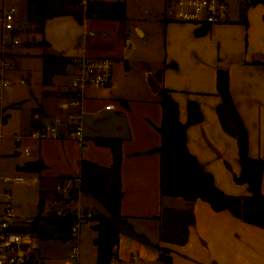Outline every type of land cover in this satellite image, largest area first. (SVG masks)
Wrapping results in <instances>:
<instances>
[{
	"label": "crops",
	"instance_id": "crops-1",
	"mask_svg": "<svg viewBox=\"0 0 264 264\" xmlns=\"http://www.w3.org/2000/svg\"><path fill=\"white\" fill-rule=\"evenodd\" d=\"M14 1L18 6L17 0ZM114 1L118 0H88L94 6ZM124 1L127 10V1ZM234 1L239 5L232 7L233 0H230V20L211 25L210 30L203 35L195 34L198 27L196 24L176 20L169 10L164 18L166 47L162 63L158 66L149 60L143 62V75L135 82L125 78L126 67L129 65V54L125 48H129L132 41L127 46V37L122 38L123 47L121 45L119 48L118 44L107 42V32L102 37L98 36L96 41L91 37L97 36L94 31L96 28L107 27L113 22L117 24L122 20L102 17L97 13L84 16L82 20L73 13L63 15H72L78 19L83 27L84 46L69 50L62 47L56 54L109 56L113 59L112 81L108 86L89 85L85 88L81 104L84 141L81 143L66 136L69 131V114L78 111L77 106L70 104L76 93L73 85L76 66L72 62L64 67L63 72L53 73L49 83L44 82L42 70L40 81L35 83V87L38 83L41 87L37 90L31 88L24 98L25 102L17 100L15 93L8 89L11 81L7 71L13 65L5 69L9 84L4 85L0 81V117L4 121L3 135L0 136V211L6 199L4 191H11V182H16L4 181V176L25 174L26 181L16 183H40L45 189L52 184L50 181H55L56 185L70 183L73 188H78L82 159L103 166H110L113 162L111 147L97 143L95 137L119 136L122 138L123 154L121 212L132 228L149 241L135 236L131 230L123 231L121 228L117 245L121 264H130L134 254L138 255L135 261L137 264H158L164 259L160 247L168 249L166 254L170 255V260H164L172 264H264V227L245 221L228 209L215 210L201 198L188 200L181 196H163L160 191L161 164L157 147L161 143L158 127L162 122V105L159 90L164 86L172 90L178 101L179 115L183 122L188 116V100L193 98L199 102L204 117L200 122L188 126L187 143L204 167L214 174L216 184L227 193H249L246 183L234 179V175L241 169L237 139L223 128L216 111L221 100L217 92V71L220 67L229 70L230 89L248 128L249 153L253 157L264 158V3L251 4L244 12L249 0ZM166 2L171 9L170 2ZM257 8L261 12L257 13ZM54 17L49 18L45 25L44 36L50 42L49 45L52 40L45 32L47 24ZM17 26L21 37L19 6ZM120 26L123 27L121 33L125 35L126 25L121 23ZM136 29L141 36H146L144 29L138 25ZM0 34L1 70L4 66V52L13 44L3 43L1 27ZM172 62L176 65H168L161 81L158 80L156 72L164 63ZM69 72L73 75L72 80L69 79ZM150 73L160 83L157 91H153L148 83ZM122 78L124 82H121ZM26 82L24 78L20 80V83ZM108 103L113 106L106 108ZM57 121L64 134L62 137L32 138L27 135L30 129L36 128L34 126ZM20 134L36 141H32L33 148L28 142L29 153L17 147V143L21 142V138L17 139ZM38 160L43 163L41 169L25 167L27 163ZM35 177H38L37 181ZM262 191L264 193V174ZM83 192L79 190L75 199L66 202L68 195H61L55 186V191L48 193L53 202L49 205L56 207V203L62 202L72 210L94 212L88 206H82ZM164 208L188 211L191 214L192 223L188 226L185 242L176 240L172 234L163 237L166 226L162 216ZM174 251H178L179 255Z\"/></svg>",
	"mask_w": 264,
	"mask_h": 264
},
{
	"label": "trees",
	"instance_id": "trees-1",
	"mask_svg": "<svg viewBox=\"0 0 264 264\" xmlns=\"http://www.w3.org/2000/svg\"><path fill=\"white\" fill-rule=\"evenodd\" d=\"M264 3V0H249L244 7L251 4ZM27 19L32 24L33 30L43 34L36 43L49 45L44 31L46 21L54 16L73 13L79 20L84 16L97 13L99 16L125 20L127 17L126 2L118 0L110 3L101 2L97 6L88 2L84 5L80 0H27ZM211 28L210 24L198 26L196 35L206 34ZM43 75L44 82L49 83L55 72H63L64 67L71 62L72 56L56 53H44ZM175 62L164 63L156 72V77L161 81L164 69ZM217 92L221 97L216 106V111L223 128L235 136L238 143L240 172L234 179L246 183L248 194H232L221 189L215 181L214 174L207 170L199 158L191 152L187 143V128L193 123L200 122L204 113L196 99L190 98L187 104V120L180 119L178 101L174 98L172 90L162 86L159 90L162 105V122L159 131L161 143L157 147L160 153V191L169 196H181L188 200L201 198L210 203L215 210L228 209L234 215L245 221L264 227V193L262 179L264 174V158L253 157L249 153V133L244 119L236 105L230 89V73L227 68L220 67L217 71ZM34 126V127H38ZM95 141L108 145L112 149L113 162L110 166H103L95 161L82 159L80 184L78 188L70 190L66 202L75 199L78 192L84 191L100 200L108 213L95 212L86 218L96 220L94 224L98 235L94 239L97 246L96 264H111L113 255L117 254L115 246L119 243V234L123 224L131 227L132 233L149 242L148 239L137 233L121 212L122 190V138L119 136H97ZM29 169L39 170L43 167L42 161L27 163ZM61 198V197H60ZM45 204V197L39 200V206ZM166 214V215H165ZM162 216L165 218L163 237L170 234L173 238L185 242L188 236V226L192 223V216L188 211L180 212L171 208H164ZM77 212L64 208L62 212L51 209L46 214H37L18 229L29 231L38 237L57 236L63 240L71 237L72 226L77 220ZM184 227V237L180 238V231L171 228L172 220ZM167 224L169 225L167 227ZM162 258L170 260V255L165 247H160ZM29 264H33L30 261Z\"/></svg>",
	"mask_w": 264,
	"mask_h": 264
},
{
	"label": "rangeland",
	"instance_id": "rangeland-1",
	"mask_svg": "<svg viewBox=\"0 0 264 264\" xmlns=\"http://www.w3.org/2000/svg\"><path fill=\"white\" fill-rule=\"evenodd\" d=\"M126 1L128 18L125 21L122 20L118 22L117 24H114L113 22L112 24L109 23L107 27L102 26L96 28L94 31L97 36L91 37H93L92 39L96 41L98 36L102 37L104 36V32H107L109 36L107 42L111 43L112 45L118 44L119 48L123 44L122 38L125 39V37H129L131 39L132 43L129 45V48H125L126 50L124 49L125 52H128L129 54V65L128 67H126L125 78H128L130 82H135L136 79L141 78L143 75V62L149 60V62L158 64V66L162 63V59L165 56L166 47V29L164 18L167 17L166 14L170 10V6H168L166 0ZM16 2L19 6V22L22 27V41L20 44L8 46L4 52V57L6 61L12 63L13 65V68L7 71V75L11 81L8 89L15 93V98H18L17 100H22L25 102L24 98L28 96L31 88H36L37 90L41 87L40 83H38V85H36L35 87V83L36 81L39 82L42 76V54L60 52L62 47H67L68 50L75 49V47L81 48L84 46V34L83 27H81L80 22L77 18L72 15H61L54 17L47 24L45 33L47 37L51 38L52 44L43 45L36 43L35 40L41 39L43 37V34L34 31L32 24L28 22L27 0H17ZM237 5H239V3L233 0L232 7H236ZM255 11L257 13L261 12L260 8L255 9ZM121 23L126 25L127 32L125 33V35L121 33V29L123 28L122 26H120ZM89 25L91 26V24ZM137 25L146 31L145 37L140 35L139 31L136 29ZM90 29L91 27H89L88 30ZM120 41H122V43ZM86 46H90V44H86ZM1 47L0 34V49ZM29 73L32 74L29 75ZM29 77L31 79H29ZM22 78L27 80V82L24 84L20 83V80ZM72 78L73 75L69 72V79L72 80ZM121 82H124V78H122ZM27 138L28 137H22L21 142L19 144L17 143V147L19 149L30 147V145H28V142L31 143L33 148L32 141H36L34 139L30 140ZM50 182L52 184L48 185L46 189L44 186H41L40 183L29 185L24 183L11 182V185L9 186V189L11 190V201L14 206V211L17 213L21 223H27L37 214H46L53 208H67L72 210L71 207H66L62 202L56 203V207H50L51 205L49 204H53V202L50 201V196L48 195V193H53L56 186L55 181ZM41 196H44L46 198V202L44 205L39 206V199ZM81 204L83 207L88 206L92 211H94L91 212L83 210L82 213L88 216L95 212H103L106 214L108 213L102 202L88 192H83L81 197ZM73 210L76 211L77 209ZM172 221L173 224L171 225L173 226H171V228L180 231V238L183 239L184 227L182 225H179L174 219ZM95 223V219L86 218V220L81 225V264H96L97 246L94 243V239L98 235V230L94 226ZM168 226L169 225L167 224V227ZM121 228L123 231L127 230L130 232L131 230V227L127 224H123ZM73 243V237H69L66 240H63L57 236L38 237L35 235L32 239V244L36 245V248H34L35 255L40 259L43 258L49 260L51 264H58L63 256L69 253ZM174 252L176 255H179L178 251ZM158 264L172 263L167 260L161 259Z\"/></svg>",
	"mask_w": 264,
	"mask_h": 264
},
{
	"label": "built area",
	"instance_id": "built-area-1",
	"mask_svg": "<svg viewBox=\"0 0 264 264\" xmlns=\"http://www.w3.org/2000/svg\"><path fill=\"white\" fill-rule=\"evenodd\" d=\"M87 5L88 0H80ZM171 5L172 16L182 22L194 23L197 26L205 24H219L230 20V0H168ZM17 14L18 6L14 0H0V27L3 35V43H11L17 45L21 43V37L17 31ZM126 45L131 43V39H125ZM71 62L76 66L73 85L75 87V96L70 104L77 106V112L69 114V131L67 137L76 139L81 143L84 141V122L82 115V99L84 90L89 85L108 86L112 81L113 59L109 56H87L73 55ZM3 68L0 70V81L4 85L9 84L8 77L5 76V69L11 67L12 64L3 58ZM24 81V80H22ZM112 103H108L106 108H111ZM59 121V120H58ZM58 121L48 123L36 128L30 129L28 136L34 138L62 137L64 134L58 127ZM4 121L0 117V136L3 135ZM25 135V134H24ZM17 135L19 140L24 136ZM26 153L30 152L28 147L24 148ZM4 181H26L23 175L4 176ZM35 181L38 177L34 178ZM57 191L61 195H68L73 189L70 183H59L56 185ZM6 199L3 202V208L0 211V264H50L47 259L39 258L35 255V244H32L33 235L29 231L18 229L24 223H21L17 213L14 211L10 191H4ZM59 212L63 209L58 208ZM77 220L72 226L71 237L74 243L68 255L59 264H80V244L79 234L82 223L86 220V214L80 210H76ZM117 249V246H115ZM138 255H132L130 264H137L135 261ZM111 264H121L118 254L113 255Z\"/></svg>",
	"mask_w": 264,
	"mask_h": 264
},
{
	"label": "water",
	"instance_id": "water-1",
	"mask_svg": "<svg viewBox=\"0 0 264 264\" xmlns=\"http://www.w3.org/2000/svg\"><path fill=\"white\" fill-rule=\"evenodd\" d=\"M148 83L153 91H157L160 88V83L153 74H149Z\"/></svg>",
	"mask_w": 264,
	"mask_h": 264
}]
</instances>
